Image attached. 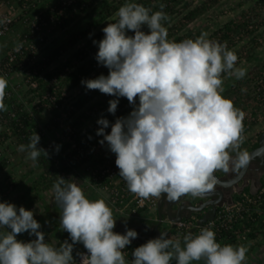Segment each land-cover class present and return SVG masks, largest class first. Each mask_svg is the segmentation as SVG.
I'll return each instance as SVG.
<instances>
[{
  "label": "clouds",
  "instance_id": "1",
  "mask_svg": "<svg viewBox=\"0 0 264 264\" xmlns=\"http://www.w3.org/2000/svg\"><path fill=\"white\" fill-rule=\"evenodd\" d=\"M136 2H125L116 12V21L102 29L95 59L108 75L82 80L88 90L117 99L109 101L115 114L119 98L125 97L133 110L118 117L105 133L109 121L101 117L97 135L115 154L119 176L130 193L142 200L161 196L170 202L184 195L198 197L214 190L216 171H239L250 157L239 149L244 141L245 113L222 93L223 76L242 79L246 70L236 67L238 56L226 44L202 33L195 39L176 42L168 39L164 21L168 16ZM147 31H144V28ZM128 32L134 35H128ZM7 80L0 76V111ZM137 98L139 103L137 104ZM35 132L18 151L34 164L46 149L38 147ZM52 191L60 208L59 226L69 234L58 247L46 242L34 212L9 202H0V264H75L73 251L82 244L86 253H77L80 264H129L125 249L138 233L126 229L114 232L116 219L104 199L90 200L69 178L57 175ZM47 223V221H46ZM27 232L35 239L18 240ZM244 245H221L211 229L198 235L188 233L168 238L160 232L136 247L130 264H244Z\"/></svg>",
  "mask_w": 264,
  "mask_h": 264
},
{
  "label": "rangeland",
  "instance_id": "2",
  "mask_svg": "<svg viewBox=\"0 0 264 264\" xmlns=\"http://www.w3.org/2000/svg\"><path fill=\"white\" fill-rule=\"evenodd\" d=\"M133 2L146 7L144 0ZM124 3V0H0V16L6 15L12 22L10 31L0 38V76L8 82L4 99L6 110L1 111L0 117V165H5L0 171V202L32 210L34 218L41 224L40 230L44 227L51 230L46 232V242L55 247L62 241L65 231L54 229L46 208L49 206L58 217L60 208L54 200L52 188L46 189L45 183L41 181L44 174L42 167L27 159L26 153L18 151L21 142L9 127L22 116H30L31 128L39 130L38 147L47 150L46 159L56 163L59 169L60 159L71 156L79 143H86L87 134L92 136L98 119L106 118L110 124L133 110V105L125 103V97H120L115 114L109 113V101L117 98L102 94L99 90H88L81 83L82 80L95 79L101 74L107 76L109 70L100 64L94 66L86 78L79 74L76 85L69 79L72 74L79 72L80 67L90 68L93 65L98 52V44L93 41L101 40L104 37L102 29L117 19L116 13L109 19H103V8L115 6L119 9ZM66 4L72 5V12L52 21L53 10ZM161 5H164L162 10L168 16V20L163 23L168 30L169 40L174 41L183 36L195 39L207 33L208 39L226 44L238 56L236 67L245 69L246 75L236 79L225 74L222 95L231 99L234 106L245 113L250 124V129L243 132V143L231 155L236 156L239 151L249 153L264 133V0H154L147 8L153 12L160 11ZM88 6L90 17L74 21L63 28L71 15ZM195 10L198 13L188 17ZM225 25H230L231 31L224 40L221 38L224 33H220V29ZM144 31H147L146 27ZM128 35L134 33L128 32ZM18 49L24 50V54L13 65L18 69L12 67L6 71L4 64ZM32 50L36 52L33 61ZM56 50H59L60 55L49 61L48 54ZM34 81L38 84L36 89L31 85ZM136 103H139L138 98ZM77 165L71 174L60 176L75 180L90 200L104 199L111 207L114 218H123L110 205L108 195L92 187L90 174L84 164ZM240 172L241 169L234 171L233 175H239ZM248 177L233 187V195L227 198L228 201L234 200L235 194H249L243 193L247 184L244 181ZM125 219L129 220L127 226L134 223V219ZM242 225L244 228L248 226L244 230L246 237L227 244L244 245L248 249L244 264H264V226L260 224L262 228L254 231L257 238L251 239L249 234L253 222L247 225L243 222ZM118 230L116 227L113 229L121 233ZM28 236L25 232L18 235L17 239L24 241ZM142 243H132L124 251L130 250L132 253ZM77 253H86V249L81 247ZM74 262L80 264L77 254Z\"/></svg>",
  "mask_w": 264,
  "mask_h": 264
},
{
  "label": "built area",
  "instance_id": "3",
  "mask_svg": "<svg viewBox=\"0 0 264 264\" xmlns=\"http://www.w3.org/2000/svg\"><path fill=\"white\" fill-rule=\"evenodd\" d=\"M64 7H67V4ZM64 13V9H59V7L54 9L51 15L52 21H54V18H61V16L65 15ZM39 20H41V18H39ZM11 25L12 22L8 16H0V38L4 37L10 31ZM22 54H24V50L18 49L16 54L9 57V62L4 66V69L10 71L17 58ZM31 54L33 55V61L36 57L35 50H32ZM31 85L34 89L38 88L36 81L32 82ZM128 115L129 113H126L121 117H126ZM113 123H115V120L110 122L109 127L105 129V133H110L111 124ZM99 127L101 126H94L92 136L88 134L85 136L87 142L79 143L72 151L76 162L78 164L83 163L86 170L89 172L92 187L105 192L109 197L112 208L123 218L136 219L143 213L148 215L151 212H156L159 209L162 196L159 199L152 197L147 200H142L128 191L126 183L118 175L119 169L115 164V154L109 150L107 142H105L104 145L99 143V141L103 139L102 136L97 135ZM249 129L250 124L248 120L244 118L243 132ZM95 154L100 155L95 156ZM257 193L258 192L252 194L256 195ZM261 193H264V189ZM252 208L254 211H252ZM255 214L264 218L263 198L261 196L255 198L249 194H244L240 196L239 199H234L232 201H228L227 199V201L222 202L213 219L202 222V218H198L195 215L186 220L183 219L178 222H172V226L175 228L176 238L179 239L183 238L188 232L193 235H198L202 228L211 227L216 234V241L221 245H225L235 239L239 240L240 237H246V231L244 230L248 228H244L242 223L244 221L249 224L251 222H256V218H254ZM149 239L150 238L143 239L142 244L146 243ZM125 254L126 258H132L130 250L126 251Z\"/></svg>",
  "mask_w": 264,
  "mask_h": 264
},
{
  "label": "trees",
  "instance_id": "4",
  "mask_svg": "<svg viewBox=\"0 0 264 264\" xmlns=\"http://www.w3.org/2000/svg\"><path fill=\"white\" fill-rule=\"evenodd\" d=\"M91 2H96V0H90ZM125 2H129V0H124ZM134 0H130V2H133ZM146 2V7H149L151 5V3L154 0H144ZM59 9H64L65 11V15H69L70 12H72L73 7L72 6H67V7H62L60 6ZM118 11L117 7H104L103 10L101 11L102 13V18L103 19H109L112 16H114V14ZM85 14L84 16H81V14ZM198 12L197 10L193 11L188 17L196 15ZM89 6L86 7L85 9H82L81 11L71 15V17L69 18V20L64 24L63 28L67 27L70 23L77 21V20H83L85 19V17H90L89 16ZM231 31V27L230 25H225L220 29V33L223 32L224 35L221 37L222 39H226L229 37V34ZM83 34V33H82ZM85 34V32H84ZM83 34V35H84ZM185 39H191L190 37H180L177 38L176 42H180L182 40ZM60 55L59 50H56L54 52H50L47 56V58L49 59V61H53L55 58H57V56ZM93 65L90 68H86V67H80L79 72L78 73H74L70 76L69 79H72L74 81V84L76 85L77 82L79 81V74L82 75V77L86 78L88 77L94 66L99 65L97 60H95L93 63ZM6 64H4L5 66ZM67 65H70L69 63H67ZM15 70L18 69L17 66L13 67ZM96 69V68H95ZM125 103H129L128 100H125ZM1 111H0V115H1ZM2 117V115L0 116ZM30 122H31V117L30 116H22L19 120L14 121V123L10 124L9 130L12 132V134L21 142V144H27L29 142V137L32 136L35 132L39 133V130L37 128H31L30 126ZM25 127V128H24ZM27 129V130H26ZM259 145V142L256 143L254 146H252V148L250 150L255 149L257 146ZM61 165H59V169H57V164L54 163L53 161H50L48 159H46L45 156H41L39 158V161L37 162V164L42 167L44 174L41 177V181L43 183H45V188L46 189H50L53 187V184L55 182V180L57 179V175H61V174H71L73 172V170H75L78 167V163L76 162V160L74 159V155L72 154L71 156H63L61 159ZM5 165L2 164L0 165V171L2 169H4ZM264 189V179H262V187L259 190V192L256 195H253L251 193V189L249 186L245 187L243 189V193H249V195L253 196V197H258L261 196L264 200V193L262 194V190ZM241 195V194H240ZM239 194H235L233 196L234 199H239L240 198ZM226 201V200H225ZM224 202V201H223ZM221 205V204H220ZM220 205L217 207V210H219ZM252 211L253 208H252ZM46 213L49 215V220L51 222V225L55 228H60L59 226V217L57 215H55L52 211L51 208L48 206L46 208ZM197 214V213H196ZM199 216V214H197ZM164 218V215H163ZM200 218H202L200 216ZM254 218H256V222L253 223V228H251V232L249 234V237L251 239H255L257 238V233H254V231H259L262 227L260 226V224L262 226H264V218H262V216L255 214ZM184 220H186V218H184ZM158 221H151V220H143L141 221L142 226L146 229V230H152V234L155 235L156 234V225H157ZM245 225H247V222L244 221ZM161 227V226H160ZM245 228H248V226H246ZM257 229V230H256ZM259 229V230H258ZM42 231L45 233V239H46V232L49 231L47 228H43ZM51 231V230H50ZM49 231V232H50ZM32 239H35L34 236H28L26 237V239L24 240L25 242L30 241ZM64 240H68L69 243H71L69 234L65 231V235L62 238V241L56 245V247H58ZM132 244V243H131ZM231 245H235V244H231ZM83 247L82 244H77L74 247V251H73V256H75L77 254V252L80 250V248ZM129 261L130 264V260Z\"/></svg>",
  "mask_w": 264,
  "mask_h": 264
},
{
  "label": "crops",
  "instance_id": "5",
  "mask_svg": "<svg viewBox=\"0 0 264 264\" xmlns=\"http://www.w3.org/2000/svg\"><path fill=\"white\" fill-rule=\"evenodd\" d=\"M216 172H217V174L218 173H222V175H226L227 177L233 175V173H234V171H229L227 173H225L223 171H216ZM226 176L223 177L222 180L225 179ZM228 179H230L228 181H231V179L233 180L234 178H228ZM244 183H247V184H245L244 188L247 187V186H249L252 192H256V190L258 189V187H261V184H259V183L256 185L257 187H254L255 184L253 182H250L249 177L244 181ZM235 186H236V184H235ZM165 202H166V197L162 196L161 202H160L161 203V208H162V205L163 204H166L167 203V202L166 203ZM177 204H178V202H170L168 205L166 204V207L167 208L165 207V209L168 211V207L170 205H172L171 207L174 208L176 210V213H177V210L179 208ZM203 205H201V206H203ZM161 208L157 210V213H158L157 217H156V214H157L156 212L155 213L151 212L148 215L146 213H143L140 216H138V218L134 219L133 220L134 223L131 222L132 224L130 223L131 225H129V226L126 225V224L129 223L128 222L129 221L128 219H125V218L123 219L121 217L120 218H117L116 219V224H115L116 226L115 227L117 229H119L118 231L121 232V234H124L126 232V229L135 230L138 233V237L136 239L132 240L131 243H136V242L142 241L145 238H150V239L157 238L159 236L158 233H157V231H156V234L153 235L152 234V230H146V229H144L142 227L141 221H143V220L158 221L159 220V217H160V212L162 214ZM212 210H213V206H209V204H208L207 207L203 211H199V212L192 211V213H191L192 215L186 217V219H189L191 217H194L197 214H199L201 217L206 216ZM171 213H172V209H171ZM173 216H175V215H173ZM164 218H165V220H163L162 224L160 225L161 227H159L160 228V231L161 232H164V233H167L168 238L175 239L176 238L175 231L171 227L172 222H173L172 219H170L168 217V215H165ZM124 221H127V223H125V224L122 223ZM188 233H190V232H188ZM181 240H182V238H181ZM172 264H176L175 260L172 261ZM193 264H204V261L203 260L198 261V262L194 261Z\"/></svg>",
  "mask_w": 264,
  "mask_h": 264
},
{
  "label": "flooded vegetation",
  "instance_id": "6",
  "mask_svg": "<svg viewBox=\"0 0 264 264\" xmlns=\"http://www.w3.org/2000/svg\"><path fill=\"white\" fill-rule=\"evenodd\" d=\"M218 175L220 178H223L226 176V175H222V173H218ZM236 176L237 175H233L232 177L226 176V178L223 180L228 181V180H230L228 178H235ZM248 176L250 177V182H253L255 185H257L258 183L259 184L262 183V179L264 178V155L259 156L253 160L251 167H250L247 175L245 176V178ZM233 187H235V185ZM233 187H222V186L216 184L214 190L209 192V193H212V192L222 191L223 192L222 197H220V195L218 193H215V195H213L211 197H207V198L193 197L191 195H185V196H182L181 198H179L178 200L172 201V202H178V204H177L178 207L181 206L182 204L184 206H201V205L206 204V203H208L209 206H212L213 202L217 203L219 206L223 201L227 200V198L229 196L232 197ZM166 202L165 203L167 205L170 203V201H168L167 199H166ZM166 204H163L162 208H161L162 214L164 215V217H165V215H167L166 214L167 210L165 209ZM191 213H192V210L189 208H183L182 209V214H183L184 218L192 215ZM172 214L176 215V210L174 208H172ZM164 220H165V218H164Z\"/></svg>",
  "mask_w": 264,
  "mask_h": 264
},
{
  "label": "water",
  "instance_id": "7",
  "mask_svg": "<svg viewBox=\"0 0 264 264\" xmlns=\"http://www.w3.org/2000/svg\"><path fill=\"white\" fill-rule=\"evenodd\" d=\"M248 154H249V157H250L249 163L247 164L246 167L241 169V172L239 173V175H237L233 180H231V181L222 180V178L219 177L217 172H215L214 175L216 177V184H218V185H220L222 187H233L235 184H237L238 182H240V181L245 179V176L247 175L253 160L256 159L259 156H263L264 155V133L262 134V137L260 139L259 146L257 148H255V149H253L252 151H250ZM215 193H218L220 195V197L223 196V192L222 191H217V192H212V193H206V194H203V195L198 196V197L207 198V197H211V196L215 195ZM207 205H208V203L204 204L203 206H184L182 204L181 206H179L175 216H173L172 213H171V209H172L171 206L172 205H170L168 207L167 215H168V217L170 219H172L173 222H178V221H181V220L184 219V216L182 214V209L183 208H189V209H191L194 212H199V211H203L207 207ZM212 206H213V210L209 214H207L206 216L202 217V219H201L202 222H206L207 220L214 218L215 213L217 211L218 204L213 202ZM160 208H161V203L159 205V209ZM163 220H164L163 215L160 212V217H159L158 223L156 225V231H157L158 235H160L161 231H160L159 227L162 224Z\"/></svg>",
  "mask_w": 264,
  "mask_h": 264
}]
</instances>
